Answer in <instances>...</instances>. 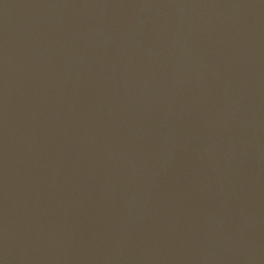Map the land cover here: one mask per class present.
I'll list each match as a JSON object with an SVG mask.
<instances>
[{
  "label": "water",
  "instance_id": "water-1",
  "mask_svg": "<svg viewBox=\"0 0 264 264\" xmlns=\"http://www.w3.org/2000/svg\"><path fill=\"white\" fill-rule=\"evenodd\" d=\"M0 264H264V0H0Z\"/></svg>",
  "mask_w": 264,
  "mask_h": 264
}]
</instances>
